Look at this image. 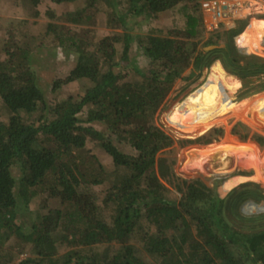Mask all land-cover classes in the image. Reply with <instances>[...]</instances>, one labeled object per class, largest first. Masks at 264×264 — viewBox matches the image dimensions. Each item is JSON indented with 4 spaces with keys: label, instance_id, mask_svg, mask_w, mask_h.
Listing matches in <instances>:
<instances>
[{
    "label": "trees",
    "instance_id": "16d2710c",
    "mask_svg": "<svg viewBox=\"0 0 264 264\" xmlns=\"http://www.w3.org/2000/svg\"><path fill=\"white\" fill-rule=\"evenodd\" d=\"M19 1L37 16L40 0ZM85 1L86 8L60 16L50 10L48 16L53 21L47 30L61 45L76 48L77 54L74 68L55 80L50 90L81 81L86 84L83 94L51 101L30 64V49L13 38L14 32L3 49L0 99L11 115L0 118V264H264V212L245 214L241 209L245 202H264V189L245 183L223 198L218 193L220 179L212 186L200 178L174 181L176 158L164 155L177 142L171 132L196 131L203 122L216 118L223 105L216 103L209 116L194 111L190 122L178 123L187 103L177 104L169 119L179 129L172 126L170 133L155 120L178 78L186 89L216 61L240 80L232 102L264 91V57L244 53L235 45L246 22L210 34L204 45L223 38L227 48L205 51L199 48L205 34L202 0ZM108 7L113 8L108 25L122 27L125 32L100 38L96 52L88 49L86 41L64 35L63 23L55 22L62 19L97 25L93 10ZM167 11L182 12L186 26L176 25L171 32L176 37L161 35L163 31L155 28L139 37L147 58L143 70L129 60L134 41L128 31L130 22L144 28L145 21ZM120 40L124 47L117 61ZM206 81L204 77L192 87V99L202 98L201 102L207 103L216 98ZM223 133L222 128L214 130L219 137ZM203 137L186 140L213 141V137ZM91 141L112 158L116 168L111 174L104 173L105 166L94 155L98 171L94 167L90 171L81 160ZM258 141L263 145L264 137ZM121 143L136 153H127ZM214 145H207L208 154L195 148L194 155L202 154V160L222 154L227 163L228 151H212ZM227 170L225 165L218 172ZM247 179L249 176H232L221 189L226 193ZM84 182L102 188L92 193L97 197L93 215L80 204L78 185ZM39 198L49 208L44 214L37 211V220L29 228L24 217L31 202ZM137 237L140 245L135 244ZM63 245L71 250L60 255ZM29 250L32 254L18 261Z\"/></svg>",
    "mask_w": 264,
    "mask_h": 264
},
{
    "label": "rangeland",
    "instance_id": "374dc122",
    "mask_svg": "<svg viewBox=\"0 0 264 264\" xmlns=\"http://www.w3.org/2000/svg\"><path fill=\"white\" fill-rule=\"evenodd\" d=\"M238 1H241L244 4V8L241 11H229L228 8H226L224 13L221 16H218V20L220 21L219 28L213 29L211 28L213 27V16L204 11L201 5L205 34L203 36V42L200 44L199 48L204 49L206 46L204 45V42L210 34L222 31L223 29H229V26L231 28L239 27L241 23L240 21H245L246 23L243 31L235 37L236 47L244 53H253L264 57V41H260V37L258 38L260 43H257V41H254L255 37L249 38L250 36H247L246 44L249 46L256 45V47L252 50H250L249 46L243 47V45L239 43V40H241L239 37L247 31L254 18V20L264 21V0H227L230 5H233ZM86 6L87 3L85 0H77L75 2H66L62 4H57L52 0H40L37 5L38 14L37 16H33L25 10L23 4L19 0H0V59H2L5 55L3 49L7 46V40H10L12 37L10 32H14L13 38L30 49V64L34 71L39 75L40 84L46 89L48 98L53 102H58L72 94H83L86 84L81 81H75L65 84L55 91L50 90L51 84L55 80L66 77L74 68L77 54L73 50L76 48L61 45L53 36L48 34V25L53 21L49 18L48 12L55 9L57 15L60 16L65 12L83 9L86 8ZM107 9L109 10L101 9L98 12L93 10L92 13L94 17L98 18L97 25L93 22L88 24L70 23L62 19H57L55 22L63 23L65 27L63 28L64 35H70L78 40L86 41L88 49L96 52L99 50L98 41L100 38L105 36L117 37L119 34H123L125 32L122 27H111L108 25V17L113 11V8L108 7ZM184 22L185 15L182 12L173 11H167L161 14L158 18L145 21L144 28H140V25L137 23L134 24V21L130 22L132 29L128 31L134 36V41L130 47L128 55L131 63L136 64L143 70L146 69V54L144 48H142L140 43H138L140 36L151 34V29L155 28L163 31L161 35L170 34V36L173 35V37H176L174 34H171V32L176 29V25L177 27L182 26V28L186 26L183 24ZM253 35H257V33L254 32ZM219 43H225V40L222 38ZM12 44L13 43H10V45ZM123 47L124 41L120 40L117 43L119 52L117 61L121 58ZM210 73L211 69L205 70L202 78L186 89L182 88L183 81L181 78H178L161 110H159L155 115L157 123L170 133L171 131L169 128L172 126L179 129V127L169 119L170 112L175 109L177 104L181 102L187 103L186 109H184L182 114L178 117V123L190 122L194 111H196L200 116H209L212 113L211 109H213V106H216V103L220 102L223 105V110L217 114L216 118H212L208 122H203L202 126H199L196 131L189 130V132H171V135L174 134L177 142L169 148L168 152L170 153H165L164 155L176 158V164L174 166L175 178L172 177V179L183 180L200 178L210 186L214 184L215 180L220 179L222 180V183L218 186V193L223 198L228 196L234 188L245 183H256L264 189V144L262 145L258 141L260 137H264V118L262 112L264 107V91L252 94L241 101L232 102L235 99L241 84L240 86H236L237 88L233 91L231 90L229 84H226V86H224L227 87V89L230 88L229 90L226 89V92H228L227 101V96L224 92H219L213 88L211 83L213 80L208 79ZM226 73L228 74V72ZM204 77H207V85L216 97L214 99H210L207 103H202V98L192 99L190 97L191 93H189L192 87L200 83ZM204 89H206V87ZM10 115L11 113H8L5 104L0 99V118H8ZM23 117H28V115L24 114ZM218 128H222L224 130L223 135L220 137L214 134V130ZM108 132L109 131H107V133ZM246 134L247 137L243 136ZM199 136H204L202 138L203 140L209 136L213 137V141L211 143L215 145L212 151L223 149V151L226 152L227 150L230 154L227 163H225L226 161L222 158V154L210 158L207 157V159L204 157V159L199 160L201 159L202 154L201 156L199 155V157L197 154L194 155V149L203 148V150L206 151L205 153L208 154L209 151L207 152V150H209V147L207 145L211 143H191L186 140ZM179 139H184L185 143H180ZM95 143L96 141L88 143V147L84 152L85 156H80L81 160L85 162V166H87L90 171L93 170L91 167H94V169L97 168L98 171L99 166L97 162H95L93 157L94 155L99 158L105 166L104 173L111 174L116 168L112 162V158L102 148L97 147ZM253 144H257V147ZM120 146L127 153H136L134 149L129 148L128 145L124 143H121ZM212 151L210 152L211 155L213 153ZM225 165L228 167V170L224 173H219L218 171L224 168ZM238 175L249 176V179L239 181L226 193L223 192L221 186L229 181L232 176ZM162 181L169 186L171 185L168 180L163 179ZM88 185L91 189L85 187H88ZM78 188L82 194L80 204L84 207L87 213L93 215L96 208L97 197L93 196L92 193L96 194V192H98V190L101 191L102 188L99 186H95L93 188L91 184L85 182L84 184H79ZM172 189L178 197L181 196V193L177 192L175 187ZM223 190L226 191L225 189ZM254 204L256 206L263 204L264 206V202L261 204ZM48 208L49 207L44 206L41 198L35 199L31 202L30 212L26 213L24 217L29 228L31 223L37 220V211L44 214L48 211ZM241 209L245 214L264 212V209L251 207L250 202H245ZM102 213L105 214L104 211ZM21 243L23 245L24 241ZM135 244H141L138 237L137 240H135ZM70 250L71 248L63 245L59 248V254L65 255ZM31 254V250H29L26 254H21L18 261L30 256ZM143 255L151 260V256L147 252H144Z\"/></svg>",
    "mask_w": 264,
    "mask_h": 264
},
{
    "label": "bare ground",
    "instance_id": "6f19581e",
    "mask_svg": "<svg viewBox=\"0 0 264 264\" xmlns=\"http://www.w3.org/2000/svg\"><path fill=\"white\" fill-rule=\"evenodd\" d=\"M254 19L251 22V24L249 25V28L247 29V31L239 37V38H241V40H239V43L242 44L243 47L244 46H247V47L249 46V45L246 44L247 43L246 42L247 41L246 40L247 36H250L249 38H251V37L254 38L255 37L254 41H257V43H260L261 40H262V42L264 41V21H258V20H254ZM254 32L257 33V35H253ZM259 37H260V41L258 40ZM254 47H256V45L249 46L250 50H252ZM208 79L213 80V81H211V83H212V86H213V88L215 90L225 93V95L227 96V101H228V94H227L228 92H226V89H227V87H225L226 84L227 85L229 84V86H230L232 91L237 88L236 86H238V85L240 86V80L234 75H231L229 73L227 74L225 69L221 66V64L218 61H216L211 66V73H210ZM205 83L207 84V82H205ZM230 88H228L227 90H229ZM262 112H263V118H264V107L262 109ZM231 185L232 184L230 183L229 186H231ZM250 206L253 207V208L256 207L257 209H264L263 204H261L259 206L258 205L256 206L253 202H250Z\"/></svg>",
    "mask_w": 264,
    "mask_h": 264
},
{
    "label": "built area",
    "instance_id": "2783aa9c",
    "mask_svg": "<svg viewBox=\"0 0 264 264\" xmlns=\"http://www.w3.org/2000/svg\"><path fill=\"white\" fill-rule=\"evenodd\" d=\"M238 2L233 5H230L227 0H202L201 5L204 11L210 13L213 16V27L211 28H219L220 21L218 20V16H221L226 8H228L229 11H241L244 8V4L241 1ZM230 28L231 27L229 26V29Z\"/></svg>",
    "mask_w": 264,
    "mask_h": 264
},
{
    "label": "water",
    "instance_id": "95a60500",
    "mask_svg": "<svg viewBox=\"0 0 264 264\" xmlns=\"http://www.w3.org/2000/svg\"><path fill=\"white\" fill-rule=\"evenodd\" d=\"M227 48V45L225 43H213V44H208L204 47L205 51H210L216 48Z\"/></svg>",
    "mask_w": 264,
    "mask_h": 264
},
{
    "label": "crops",
    "instance_id": "0c3cea01",
    "mask_svg": "<svg viewBox=\"0 0 264 264\" xmlns=\"http://www.w3.org/2000/svg\"><path fill=\"white\" fill-rule=\"evenodd\" d=\"M240 50V49H239ZM241 51V50H240Z\"/></svg>",
    "mask_w": 264,
    "mask_h": 264
}]
</instances>
